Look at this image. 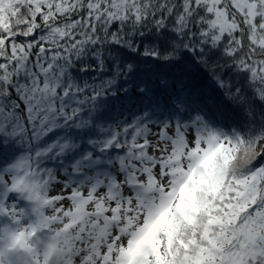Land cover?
Wrapping results in <instances>:
<instances>
[{
    "label": "snow or ice",
    "instance_id": "6c2138e0",
    "mask_svg": "<svg viewBox=\"0 0 264 264\" xmlns=\"http://www.w3.org/2000/svg\"><path fill=\"white\" fill-rule=\"evenodd\" d=\"M0 264H264V0H0Z\"/></svg>",
    "mask_w": 264,
    "mask_h": 264
},
{
    "label": "trees",
    "instance_id": "16d2710c",
    "mask_svg": "<svg viewBox=\"0 0 264 264\" xmlns=\"http://www.w3.org/2000/svg\"><path fill=\"white\" fill-rule=\"evenodd\" d=\"M208 75H209V77L211 76V71H210V70H209V72H208ZM206 83H207V88L209 89V91H211L213 94H215V95H217V96L220 95L221 90L218 89V88H217V87L211 82V80H208Z\"/></svg>",
    "mask_w": 264,
    "mask_h": 264
}]
</instances>
